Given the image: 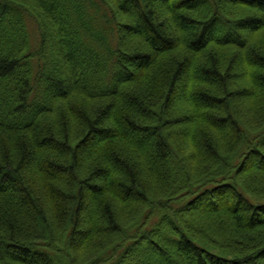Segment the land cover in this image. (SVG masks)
I'll use <instances>...</instances> for the list:
<instances>
[{
    "label": "trees",
    "instance_id": "trees-1",
    "mask_svg": "<svg viewBox=\"0 0 264 264\" xmlns=\"http://www.w3.org/2000/svg\"><path fill=\"white\" fill-rule=\"evenodd\" d=\"M0 264H264V0H0Z\"/></svg>",
    "mask_w": 264,
    "mask_h": 264
},
{
    "label": "rangeland",
    "instance_id": "rangeland-1",
    "mask_svg": "<svg viewBox=\"0 0 264 264\" xmlns=\"http://www.w3.org/2000/svg\"><path fill=\"white\" fill-rule=\"evenodd\" d=\"M243 66V64H241Z\"/></svg>",
    "mask_w": 264,
    "mask_h": 264
}]
</instances>
